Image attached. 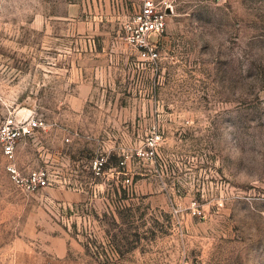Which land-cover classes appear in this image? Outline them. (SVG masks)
Instances as JSON below:
<instances>
[{"label": "rangeland", "instance_id": "obj_1", "mask_svg": "<svg viewBox=\"0 0 264 264\" xmlns=\"http://www.w3.org/2000/svg\"><path fill=\"white\" fill-rule=\"evenodd\" d=\"M155 1L156 64L142 0H0V126L43 122L15 163L49 177L0 145V264H264V0Z\"/></svg>", "mask_w": 264, "mask_h": 264}, {"label": "built area", "instance_id": "obj_2", "mask_svg": "<svg viewBox=\"0 0 264 264\" xmlns=\"http://www.w3.org/2000/svg\"><path fill=\"white\" fill-rule=\"evenodd\" d=\"M168 10L160 7L155 0H142L141 7L129 16L123 25L125 41L143 57L153 63L159 60V42L167 29ZM43 122L38 118L11 117L0 126V145L7 158L6 171L23 190L35 193L49 185L48 172L32 170L23 176L15 163V151L19 140L38 130ZM156 135L152 144L157 143ZM102 161H96L94 169L101 170Z\"/></svg>", "mask_w": 264, "mask_h": 264}]
</instances>
